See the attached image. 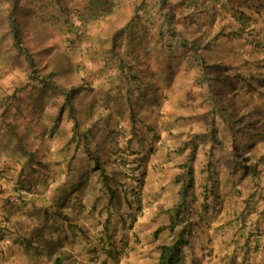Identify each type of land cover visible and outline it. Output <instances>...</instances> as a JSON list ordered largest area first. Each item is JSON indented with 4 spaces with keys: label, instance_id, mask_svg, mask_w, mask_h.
<instances>
[{
    "label": "rangeland",
    "instance_id": "1",
    "mask_svg": "<svg viewBox=\"0 0 264 264\" xmlns=\"http://www.w3.org/2000/svg\"><path fill=\"white\" fill-rule=\"evenodd\" d=\"M221 1L226 2L229 9L216 2V8L201 25L203 27L192 22L177 28L195 45L202 40L200 38L216 36L215 44L203 51L209 66L206 72L214 78L220 69L212 66H226L221 71L230 74L232 86L214 79L210 86L205 80L198 81L196 76L199 77L203 72L201 68L206 65L197 59L193 50L187 54L188 50L179 49L172 57L165 49L157 62L166 68L162 78L152 73L154 79H147L141 86L145 92L133 90L131 102H127L129 82L123 76L118 92L110 93V97L106 93L96 95L94 109L87 107L88 104L85 106V102L89 103L88 94L99 80L96 72L83 62H80L83 64L81 71L74 70L68 63L72 72H58L55 84L68 86L79 81L88 91L86 97L76 99L79 122L76 129L68 112L58 120L64 99L53 83L43 87L40 81L34 80L28 84L29 69L24 57L9 52L10 46L5 45L8 54L0 62V68L6 69V75L7 72L20 73V83L6 87L2 95L5 106L0 109V115L3 112L0 130L6 131L8 126L14 129L10 141L15 139V142H9L6 147L9 171L15 166V173L10 174L17 176L22 167V181L28 187L16 190L18 195H27V204L22 205L19 213L30 214L19 224L38 222L39 226L49 222L48 228L43 226L36 236L26 231L30 238L26 240L35 242L41 233L48 238V244L52 239L59 240L53 252L63 254L66 264H138L139 256H145V264H158L159 245L169 243L172 234L169 230L159 237L154 234L160 226L170 222V209L179 201L177 179L185 165L190 164L189 155L195 145L199 151L197 160L192 162L196 183L192 194L201 203L194 202L192 208L201 215L199 219L195 213L194 220L201 223L207 213L212 218L219 217L225 208L233 230L255 229L251 219L264 208V175L254 178L251 171L246 173L242 163L250 164L251 168L257 164L260 173L264 172V0ZM241 17L246 20L245 24H240ZM30 26L26 28V36L28 33V38L33 39ZM4 28L7 27L3 21L0 32ZM54 42L55 39H51L48 44ZM44 48L47 47L39 45L35 49V53H41L36 61L40 72L56 69L63 59V54L47 53L42 51ZM74 62L79 63L78 60ZM2 83H7V76ZM207 86L216 94L220 111L211 114V118L207 111H212L213 105L201 97ZM47 87L55 92L49 94L40 90L39 101L33 103V89ZM162 87L163 92L169 88L180 92L174 98L171 92L160 95ZM105 99L109 102L107 106ZM91 100L94 103L93 97ZM174 102H181L180 110ZM127 105L136 112V129H132ZM108 107L110 114L118 117L117 121H108L109 113L105 111ZM173 109H177L175 118H172ZM93 117L102 120L100 127L91 126ZM212 117L216 119L214 123ZM4 121L8 125L4 126ZM89 129L92 132L86 144L82 133ZM250 131L258 141L254 146L249 141ZM131 132L136 133L133 139H130ZM17 141L33 154L31 158L27 154L22 158L20 153L19 161L14 158L18 156L17 153L13 155V145L17 146ZM136 164L140 168L134 173ZM32 203L36 205L31 207ZM237 203L238 208L245 206L253 211H246L241 222L229 214ZM140 218L141 225L137 227ZM193 222L189 227H193ZM194 230L197 232V227ZM191 244L185 249L188 264L196 258L206 260L214 251L206 242ZM31 252L32 249L27 251L25 244L20 243L15 247L11 264H50L46 253L34 256ZM238 257L241 255H236V261Z\"/></svg>",
    "mask_w": 264,
    "mask_h": 264
},
{
    "label": "crops",
    "instance_id": "2",
    "mask_svg": "<svg viewBox=\"0 0 264 264\" xmlns=\"http://www.w3.org/2000/svg\"><path fill=\"white\" fill-rule=\"evenodd\" d=\"M86 1L87 0H24V4L28 6L29 9H34L35 13L40 16L39 20L43 23L44 28L66 29L65 17H63L65 16L63 15L64 11L74 12L77 9L84 10ZM107 1H110L107 5L110 9L103 15H100V17H89V20L83 25L86 30L85 36L83 37L84 39L75 38L76 34L67 33V35H65L63 32L61 41L58 43L62 46V49L64 45L69 44L67 56L79 62H83L84 64L86 63L85 65L88 66V69H92V72H96L95 75L99 78L98 81L96 80L94 82L92 93L88 94V91L83 89V92L79 95L80 98L86 97V94L90 95V100H87L89 103L85 102V106L88 104L87 107L90 108L94 107L92 105H95V97L97 94L119 91V88L123 85L121 78L123 76L125 77L123 72H146L152 74L153 72H164L166 69L163 63H157L164 52V49H161L162 47L160 46L159 29H164L166 27L164 17L167 11L166 8H161L162 0ZM143 1L146 3L142 5L139 11L142 13L143 18L136 20L138 26L135 29H128L126 32L119 35L116 40L117 50L113 51L112 47L115 44L113 39L114 33L126 26L135 14L136 7ZM212 1L213 0H198L189 7L183 5V7H181L180 4L176 8L172 7V10L170 8L169 13L171 14L173 22L179 28L182 27L184 23L190 24L192 22H194L197 27H203L201 25L204 23V20L210 17V14L214 11L211 4ZM9 3V0H0V20L7 12ZM77 26L80 27L79 24H77ZM68 37L74 38V42L70 43ZM11 44L12 40H2L0 37V62H3V58L8 54V49L5 45ZM62 49L60 50L61 53L64 52ZM5 72V68H0V98L7 90V86L15 87L16 83L19 82V72H7V75ZM5 76H7L8 84L2 83ZM155 77L159 78L158 76ZM85 86L86 85H84V87ZM151 86L152 85H150V87ZM130 87L131 86H129V88ZM157 89H160V85ZM33 91H36V89ZM163 91L164 88L162 87L161 90H159L160 95L171 92L173 98L180 92L172 88L167 89V92ZM143 92H145V90L142 89V93ZM91 97L94 98V103H92ZM174 105L177 106L179 110L181 109V102H174ZM126 107L129 108L130 112V106L127 105ZM95 108L96 107H94V109ZM0 109H3L1 105ZM105 109V111L109 113L107 116L109 121L118 120L117 116L110 114V107ZM173 110L175 114H173L172 118H175L177 109ZM2 114L3 112L0 115L1 117L3 116ZM95 119L96 117H93L92 120ZM4 155L6 154L0 150V156H2V160L0 159V264H11L15 247L20 245L22 236L24 235V232L20 229L19 222L25 221L27 215L30 216V214L23 215L19 212L16 214L15 212L14 206L18 208L23 202L19 201L17 197L18 194L15 189V181L10 179V176H12L10 173H15V166H13L14 168L11 171H9V168L7 171L3 170L4 162L2 161L7 157ZM20 170L21 167L18 173ZM178 187L180 190V185ZM194 202L195 204L201 203L198 198L192 201L193 204ZM146 217L147 216H144V218ZM141 219L142 218L137 221V227L141 225L139 222ZM196 223L198 229L195 233L196 237H203L205 241L213 237V240L206 241V244H209L211 250L214 248V251L211 253L212 255L207 256L206 260L196 258L194 261L191 260V264H264V226L260 228V225L256 221H254L253 226L255 227V225L258 224L256 226H258L259 229L256 230L255 228L247 232H244V230H233L227 218H221V216H214V218H212L209 216V213L205 215L201 223ZM229 230L233 233L231 234ZM249 234H251V236H249ZM196 241L195 238V242ZM195 246L198 247L197 244H195ZM236 255H241V257L237 258V261L235 260ZM144 257L145 256L138 257V264H145L146 260L144 261Z\"/></svg>",
    "mask_w": 264,
    "mask_h": 264
},
{
    "label": "trees",
    "instance_id": "3",
    "mask_svg": "<svg viewBox=\"0 0 264 264\" xmlns=\"http://www.w3.org/2000/svg\"><path fill=\"white\" fill-rule=\"evenodd\" d=\"M9 7L7 8V12L5 13V15H3L0 20V24L1 22H5L6 23V29L5 30H1L0 32V37L2 38V40L4 39H10L12 40V44L9 45L10 46V50L9 52H13L16 56H22L24 57L27 65H28V69H29V73H28V84H30L32 81L36 80V81H40V83L43 85V87L48 86V84L53 83L52 85L54 86V88L59 91L61 93V95L63 96V103L60 106L59 109V114H58V120H61V118L63 117V115L65 114V112H68V114L70 115V118L72 120H74V126L75 129L78 127V120H77V110H76V99L77 97H79L80 93L83 92L84 84H80L78 81V84L73 83L71 85L65 86L63 84H55L56 80H54L56 78V74L58 72H72V69H69L70 66L72 65V67L74 68V70L76 71H81L83 64H81L80 62H74V59L70 58V56H67V48L68 45H64L63 49L59 48L60 46H58L57 42V38L59 36H63V32L65 35H67V33H73L76 34L75 38H83L85 36L86 30L84 29L83 25L85 24V22H87L89 20V17H100V15H103L104 13H106L107 10H109V6H107L110 1L107 0H87L86 1V5L84 7V10H79L77 9L74 12L71 11H64L63 17H65V21H66V29H49V28H44L43 27V23L40 22L39 20V15L35 13L34 9H29L28 6H26L24 4V0H9ZM198 0H162V6L161 8H166V14L164 17V22L166 24V27L164 29L160 28L159 29V41H160V46L162 47L161 49H165L167 51H169L171 53V56H174V53L177 52V50L179 49H185L188 50V52H186L187 54L191 53L190 49L194 51L195 55L197 54L199 58V60H201V63H205V67L201 68V70H203V72H200L199 77L198 75L196 76V78H199L198 81L200 80H205L208 83V86L211 85V79H214L216 82H223L225 83L227 86H230L232 84V79L230 74H228V72L222 73L221 69H224L226 66H219V64H214L212 67H218L219 73L216 74V77L212 78V74H208L206 72V68H208L209 66H207L206 64V54H204L203 51L205 50H209V48L211 46H213L215 44L216 41V36L213 35L212 38H200L202 39L197 45L194 44L193 41L189 40L190 37L185 36V34L181 33L179 28L174 22L173 19L171 18V14L169 13L170 8L172 10V7L176 8L178 7L180 4L181 7L183 6H191L192 3L197 2ZM219 3V6H223L225 9H229L227 6L226 2H222L221 0H213L211 2L213 8H216L215 3ZM146 2H142L140 3L135 10V14L133 15L132 19L126 24V26L120 30H118L117 32L114 33L113 35V39L115 41L114 46L112 47L113 51L117 50V44H116V40L119 37V35L123 34L124 32H126L128 29H135L138 24L137 21L140 18H143L142 13H140V9L142 7V5H145ZM183 5V6H182ZM237 12V11H236ZM206 20V19H205ZM204 20V21H205ZM245 24L246 20L244 19V17L240 18V24ZM77 24L80 25V27L77 26ZM31 25V26H30ZM30 26V30L32 31V34L34 36L33 39L28 38V33L26 36V32L27 29ZM179 29H178V28ZM48 30H56L55 32L49 33L47 32ZM45 31L47 32V34H45ZM221 31V30H219ZM27 37V38H26ZM32 37V36H31ZM51 39H55L54 44H48V41ZM84 39V38H83ZM28 40V41H27ZM68 40L70 43L74 42V38L72 37H68ZM67 40V41H68ZM39 45H44L47 48H44L45 50L42 51H46L47 53H53L54 55H57L61 53V49L65 52L61 53L63 54V59L62 62L60 64H57L56 69H51L48 70L47 66L45 64H43L44 68H47V70L44 72H48V73H44V72H40L38 66H37V60L40 59L39 55H41V53H35V49L37 47H39ZM55 45V46H53ZM1 47V45H0ZM66 54V55H65ZM194 55V54H191ZM193 56H191L192 58ZM197 57V56H196ZM204 66V65H203ZM202 66V67H203ZM71 68V67H70ZM42 73V74H41ZM165 72H153V74H157V75H161V78L164 76ZM123 74H125V78H127V81L129 82V86H131L127 92H128V96L127 98H125L127 100V102H131V96L133 93V90L135 92L138 93H142V88L141 86L147 81V79L153 80L154 77L151 76V74H148L146 72H123ZM153 78V79H152ZM55 84V85H54ZM51 85V84H50ZM207 86V90L204 88V92L203 94L201 93V97L205 100V102L207 101V99L209 101H211V104L213 105L212 111H207V114L210 116L211 114L213 115V113L219 114V108H218V98L216 96V94H213L211 91H209V87ZM232 86V85H231ZM153 87V86H152ZM32 89V88H31ZM34 90V89H33ZM41 90V92H43V90H45L47 93L51 94L54 93L55 90H53V88H41V89H36V91H32L35 98L32 99L31 101L33 103H36L39 101L38 99V95H39V91ZM40 92V93H41ZM106 95L108 97H110V93H106ZM207 98V99H206ZM109 104L108 100L105 99L104 100V105L107 106ZM0 105L1 107L5 106V101L3 99V96L0 98ZM94 106V105H92ZM93 108V107H91ZM130 113H131V121L133 123V127L132 129H136V126H134L135 120H136V112L134 111V109L132 107H130ZM3 117V116H2ZM102 118L104 117V115L102 114L101 116ZM221 117L224 118L225 114L223 112H221ZM211 118V116H210ZM213 120L212 122L214 123L216 121V119L214 117H212ZM109 121V120H108ZM91 126H98L100 127V125L102 124V120L100 121L99 118L95 119L91 122ZM4 126L8 125L7 121H4ZM104 125V124H103ZM250 125V124H249ZM245 127V126H244ZM213 128V132H214ZM11 132L14 134V129L13 126H8V129H6V131H4L2 128L0 130V150L3 151L6 155L4 156H8L7 152H6V147H8L9 142L12 143V141L15 142V139H11ZM91 130H87L86 132L82 133V137L85 138L86 144H88V142L90 141V134H91ZM213 132H211V135H213ZM249 133V137H250V142L251 145L254 146L258 143V141L256 140V135L254 132H248ZM6 134V135H5ZM132 136L130 139H133L134 134L131 132ZM77 135V134H75ZM6 136V137H5ZM18 140L21 141L22 136L19 135L18 136ZM129 139V140H130ZM17 141L16 144L17 146L13 145V155H15L17 153L18 156L14 157L17 161H19L23 155H28L29 158H31L33 156V154L29 153L28 151H26L24 148H22L20 145H18L20 142ZM250 145V147H251ZM12 146V144H11ZM89 150L87 149V152ZM198 151L199 148L197 145H195L190 152L189 155V160H190V164H186L184 167V171L181 174V176L179 177V179H177L178 184H180V191H179V201L176 205H174L173 208L170 209V211L172 212L170 215V223L165 225V226H160L156 231H155V236L159 237V235L165 231V230H169L172 234L171 236V240L169 243H163L159 245V259H158V264H186V261H188L187 257L185 256V249L189 246H191V242H195V238L198 242L200 243H205L206 241L211 240V237L205 241V239L203 237L197 236L195 235L196 230H194V228L196 227L197 223L196 220H194L193 216L194 214H198V217L200 219V215L199 212L197 210H194L192 208V201L195 200L193 193V190L195 188V167L194 164L192 162L197 160V155H198ZM21 156H19L20 154ZM2 156H0L1 159ZM6 159V158H5ZM5 159L2 161L4 162L3 164V170L7 171L9 168V160L7 159V161H5ZM98 163L99 160L97 161ZM243 168L246 170V173H248L247 171H251L250 174L254 175V178L257 177L259 174L262 176L264 175V172L260 173V168L257 166V164H253V168H251L252 166L250 164H246V162L242 163ZM138 168H133V172L137 173L138 169L140 168L138 166V164L135 165ZM22 168V167H21ZM252 169V170H250ZM21 170L19 171L17 176H10V179L13 181H15V189L17 190H21V188L23 189H27V185L23 183L22 181V174H20ZM137 191V190H136ZM135 191V192H136ZM19 198V201H22L23 204L18 206V209L16 208V206H14L15 212L16 214H18V212L20 211L22 205H26L27 204V195H18L17 196ZM205 200V197H204ZM204 203V202H203ZM218 202H216L217 204ZM34 205H36V203H32L31 207H33ZM233 209L230 210L229 214L232 216V218L237 219L238 221L241 222L242 218H244V215L246 214V211L249 212H253L252 210H247V208L244 206L242 209L238 208V203L236 205H233ZM205 208H207V210L209 209L208 204H205ZM220 210V209H219ZM36 211V210H35ZM218 211V208L217 210ZM34 212V211H33ZM232 212V214H231ZM222 214V215H221ZM220 215L222 217L225 218H230V216H227L225 214V208H223V212ZM20 215V214H19ZM189 217V219L187 218ZM187 218V219H186ZM17 220V219H15ZM14 220V221H15ZM32 221V220H31ZM194 221V222H193ZM251 221L254 223V221H256L259 225L260 228H263L264 226V208L261 209L259 212H256V217L252 218ZM13 222V221H11ZM17 222V221H16ZM193 222V227H189V225H191V223ZM49 223V222H48ZM47 222L44 225H39L38 226V222H31L29 225L27 224H21L20 225V229L22 230V232H24V235L22 237V240L20 243H24L25 247L28 251V249H32V254L34 256H40L46 253V255L50 258V264H66L65 263V257L63 254L61 253H57V252H53L54 250V246L59 244V240H55L52 239L51 244H48V238L46 237V235L44 233H41V236H39L38 238H36L35 242H31L29 240L26 239H30L27 238L28 236L26 235V231H31L30 235L34 234L35 236L37 235L38 231L42 230V227L44 226L45 229L48 228ZM256 224V225H258ZM255 225L256 230H258V226ZM56 231V230H55ZM28 254V252H27ZM246 255V254H244Z\"/></svg>",
    "mask_w": 264,
    "mask_h": 264
},
{
    "label": "clouds",
    "instance_id": "4",
    "mask_svg": "<svg viewBox=\"0 0 264 264\" xmlns=\"http://www.w3.org/2000/svg\"><path fill=\"white\" fill-rule=\"evenodd\" d=\"M195 186H196V183H195ZM179 191H180V190H179ZM179 191H178V192H179ZM178 200H179V199H178ZM169 217H170V216H169ZM169 223H170V222H169ZM169 223H168V224H169ZM158 253H159V251H158ZM186 264H188L187 261H186Z\"/></svg>",
    "mask_w": 264,
    "mask_h": 264
}]
</instances>
